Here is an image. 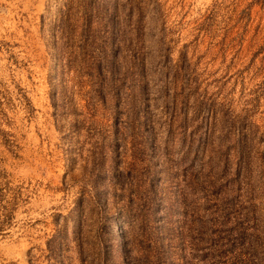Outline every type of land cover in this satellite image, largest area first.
I'll return each instance as SVG.
<instances>
[{
  "label": "rangeland",
  "instance_id": "rangeland-1",
  "mask_svg": "<svg viewBox=\"0 0 264 264\" xmlns=\"http://www.w3.org/2000/svg\"><path fill=\"white\" fill-rule=\"evenodd\" d=\"M0 264H264V0H0Z\"/></svg>",
  "mask_w": 264,
  "mask_h": 264
},
{
  "label": "trees",
  "instance_id": "trees-1",
  "mask_svg": "<svg viewBox=\"0 0 264 264\" xmlns=\"http://www.w3.org/2000/svg\"><path fill=\"white\" fill-rule=\"evenodd\" d=\"M110 19V18H109Z\"/></svg>",
  "mask_w": 264,
  "mask_h": 264
}]
</instances>
